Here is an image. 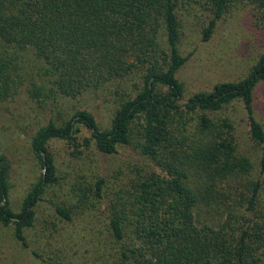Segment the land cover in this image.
<instances>
[{"label":"trees","instance_id":"obj_1","mask_svg":"<svg viewBox=\"0 0 264 264\" xmlns=\"http://www.w3.org/2000/svg\"><path fill=\"white\" fill-rule=\"evenodd\" d=\"M241 7L264 25V0H0V102L23 87L40 105L103 90L118 98L110 129L79 109L35 133L43 172L19 212L10 202L11 164L0 155V224L13 227L21 247L43 264H71L61 246L47 258L32 250L27 234L45 194L61 185L49 146L64 141L105 155L134 147L143 159L117 186L98 178L72 188L74 203L51 200L43 224L55 232L104 209L105 240L93 248L100 264H264V126L253 105L264 55L243 79L188 98L178 76L189 59L181 51L185 16L203 18L208 42ZM236 104L248 149L229 114Z\"/></svg>","mask_w":264,"mask_h":264},{"label":"rangeland","instance_id":"obj_2","mask_svg":"<svg viewBox=\"0 0 264 264\" xmlns=\"http://www.w3.org/2000/svg\"><path fill=\"white\" fill-rule=\"evenodd\" d=\"M202 23L203 18H184L185 33L181 51L189 59L178 76L185 87L186 98L200 91H210L216 84L243 79L264 55V25L252 7L237 8L226 15L208 42L202 41L200 35ZM26 88L23 87L12 100L0 102V155H5L11 164L10 202L16 212L20 211L25 196L43 172L31 147L35 133L50 118L56 120L60 115L58 113L68 119L79 109L89 110L100 129H110L118 99L109 90H103L86 93L78 100L64 101L61 105H40L33 101ZM253 105L257 119L264 126V82L255 88ZM229 114L237 125L242 146L248 149L246 116L242 106L236 104ZM82 137H90V134L85 132ZM49 148L57 165L61 185L45 194L38 208V222L27 231L31 249H36L47 258L49 251L61 246L66 254L64 263L100 264L93 248L98 245V237L105 240L104 209L91 213L86 210V214L78 218L77 227L73 225L64 231L55 232L53 227L45 230L46 224H43L44 219L51 221V200L55 203L63 200L74 203L72 188L77 191L78 185H83L85 189L91 188L98 178H104L111 187L117 186L133 176L135 165L140 166L143 159L134 147H120L115 155L98 153L94 147L87 149L82 146L76 150L64 141H53ZM262 153L257 151L254 159ZM90 214L94 215L93 219ZM90 222L94 224L90 225ZM92 227L95 229L92 230ZM0 264L43 263L15 240L13 227L0 224Z\"/></svg>","mask_w":264,"mask_h":264}]
</instances>
